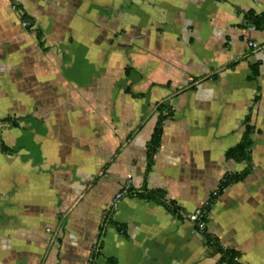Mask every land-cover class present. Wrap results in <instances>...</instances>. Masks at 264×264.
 Wrapping results in <instances>:
<instances>
[{"label":"crops","instance_id":"1","mask_svg":"<svg viewBox=\"0 0 264 264\" xmlns=\"http://www.w3.org/2000/svg\"><path fill=\"white\" fill-rule=\"evenodd\" d=\"M250 12L264 0H0V264H222L188 216L249 165L206 227L239 264H264ZM161 104L173 115L148 170ZM248 122L250 164L227 159ZM128 181L179 213L135 194L111 208Z\"/></svg>","mask_w":264,"mask_h":264},{"label":"trees","instance_id":"2","mask_svg":"<svg viewBox=\"0 0 264 264\" xmlns=\"http://www.w3.org/2000/svg\"><path fill=\"white\" fill-rule=\"evenodd\" d=\"M25 19V17H24ZM247 21L251 24L254 25L256 28H259L264 24V14L261 15H256L253 12H250L247 17ZM158 112V121L154 130V134L152 137V140L149 144L148 147V170H150L152 163H153V158L160 146V140H161V135H162V129H163V124L164 122L172 117L173 111L172 108L170 107L169 104H161L157 108ZM253 134L254 130L252 126L248 123H246V129L243 134L242 140L233 148L229 149L227 151V159L229 160H234L237 162H247L250 164V159H251V151L253 147ZM0 151H7V148L2 144H0ZM251 172V167L249 165V168H247L243 173L238 174V173H229L227 174L221 181L219 187L217 188V195L216 196H211L209 202L203 206V209L211 210L213 205L215 204L216 200L219 198V196L223 193V191L230 186L232 183L237 182L245 178L249 173ZM132 188L129 190L127 195H134ZM135 195L149 199V200H156L158 202H161L164 204L170 211H172L174 214L179 213V209L174 205V203H167L165 199L162 197L161 194L154 192V191H149L147 189H144L142 192H138ZM109 214L106 216V221L108 220ZM111 223V221H108ZM203 222L205 225L200 228L199 224L196 223L194 228L196 230L201 231L206 245L213 249L215 252L221 255V260L220 262L222 264H239L238 262V254L229 249H224L221 247L217 240L213 238L208 232H207V223H208V216L203 218ZM120 231H124L120 227H118ZM125 233V231H124Z\"/></svg>","mask_w":264,"mask_h":264},{"label":"built area","instance_id":"3","mask_svg":"<svg viewBox=\"0 0 264 264\" xmlns=\"http://www.w3.org/2000/svg\"><path fill=\"white\" fill-rule=\"evenodd\" d=\"M23 26L24 27H28L29 26V23L27 21H23ZM256 27L253 25L251 26V30H255ZM249 46L251 48H254V49H261L263 46L258 44L256 41L250 39L249 41ZM131 189V186H130V182L128 181V183L125 185V187L122 189L121 192H119L115 199H114V202L112 203V207L111 208H115L116 207V204L123 198L125 197L129 190ZM217 195V190L213 193V196H216ZM209 213L210 211L207 210V209H203V208H199L197 209L196 211H194L191 215L188 216V220L195 226L196 223L199 224V227L202 228L205 223L203 222V218L206 217V216H209ZM108 215V213H107ZM50 231V230H48ZM197 232H201L199 230H196ZM121 234H124V231H120ZM89 264H93V260L91 259L90 260V263Z\"/></svg>","mask_w":264,"mask_h":264}]
</instances>
